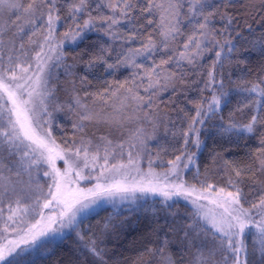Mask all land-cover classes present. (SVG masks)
I'll use <instances>...</instances> for the list:
<instances>
[{
  "label": "snow or ice",
  "instance_id": "6c2138e0",
  "mask_svg": "<svg viewBox=\"0 0 264 264\" xmlns=\"http://www.w3.org/2000/svg\"><path fill=\"white\" fill-rule=\"evenodd\" d=\"M255 12L264 0H0V235L18 236L0 264H24L28 248L49 236L40 246L51 247L64 229L76 238L69 264H107L108 238L140 212L151 227L134 264H264V62L252 68L245 55L264 58ZM61 116L72 134L58 143ZM210 123L257 146L239 160L216 153L201 173ZM125 148L127 163H111ZM180 200L191 210L181 214ZM106 204L96 229L84 227Z\"/></svg>",
  "mask_w": 264,
  "mask_h": 264
},
{
  "label": "trees",
  "instance_id": "16d2710c",
  "mask_svg": "<svg viewBox=\"0 0 264 264\" xmlns=\"http://www.w3.org/2000/svg\"><path fill=\"white\" fill-rule=\"evenodd\" d=\"M256 4L259 5V0H255ZM264 16V12H255L252 17L249 19V22L252 25V32L255 34H259L264 31V23L261 22V17ZM246 34L247 31H246ZM90 39H95L96 34H89ZM84 44L80 43L79 47H83ZM66 51L71 50V46H67ZM78 50V49H77ZM248 57L249 64L252 68H256L261 62H264V58H262L256 52H248L245 54ZM69 62H71V58H68ZM127 73L123 70L121 73L117 74V78L123 79V76ZM105 78H107V74H105ZM235 78V77H233ZM170 93H165L162 97L163 100H167ZM190 98H196L198 93L195 90L189 91L188 93ZM235 97V93H233ZM181 101L183 103V107L186 111L191 114H195V110L192 105L183 102V97H181ZM232 104H235V99H233ZM175 107V106H173ZM231 107V106H230ZM229 108L225 109L224 114L227 115ZM173 117L177 119V124L179 125L183 118V113L179 114V118L176 117V114L173 113ZM60 120L63 122L65 126L64 132H57V142L59 143V137L61 136H71V121L64 120L63 116L60 117ZM186 123V122H185ZM129 128L133 127L131 125ZM204 134L201 136L202 141H204V145L200 149L198 153L199 160V169L201 173H204L206 165L211 164V157L216 153L222 154L226 159L229 160H239L245 157L246 153L249 152L250 149H254L257 146V141L255 138L248 139H237L233 138L231 141L227 137H220L215 135L214 128L209 125L205 126ZM159 139L161 144L167 143L170 139V133L166 136L164 129L160 128L159 130ZM128 130L125 129L123 132H114L113 139L114 141L117 138L127 139ZM153 148V155H155L156 150V142H151ZM172 158L170 155L164 157V164L166 165L167 159ZM128 159V150L125 148L123 155H117L114 159L111 160V163H127ZM101 163L103 161L101 160ZM159 162H157L158 164ZM140 167L143 171H147V157L141 162ZM157 172L163 171L157 165H154ZM196 171L195 168L192 169L191 172L187 173L186 179L189 180L190 183L192 174ZM213 179L219 181V174L213 176ZM152 199H159V197H152ZM151 203V201H149ZM159 206V205H157ZM127 206H122V208ZM180 212L183 214L186 210H191V204L187 203L184 200L179 201ZM99 215L97 216L95 213L88 215L87 219H85L84 227L91 225L92 229H96L97 221L102 217L108 215L109 212L112 211L111 206H103V210H98ZM127 212H123V214L119 217V219H123L124 216H127ZM151 225L150 221L144 213H133L129 216L127 223L124 227L118 228L119 238H113L110 236L106 242V248L108 249L105 259L107 260V264H134L136 257L138 255L139 250L142 247L141 238L146 235L149 231ZM75 233L69 232L65 234L63 238L56 242V244L52 247V249L45 253L40 254L36 257L26 258L24 259V264H69V260L72 257V249L75 246ZM251 236L248 237V244L251 245ZM173 252L176 251L175 245L172 246L171 249ZM25 258V257H24Z\"/></svg>",
  "mask_w": 264,
  "mask_h": 264
},
{
  "label": "rangeland",
  "instance_id": "374dc122",
  "mask_svg": "<svg viewBox=\"0 0 264 264\" xmlns=\"http://www.w3.org/2000/svg\"><path fill=\"white\" fill-rule=\"evenodd\" d=\"M57 166L60 167L61 169L64 167L63 165V161H57ZM142 169V168H141ZM99 171V169H97V172ZM109 176V179H123L122 175H115V174H107ZM139 178V177H138ZM74 186V185H73ZM90 186V185H89ZM103 206H111V205H103ZM123 206H127V205H123ZM112 207V206H111ZM122 207V206H121ZM48 210H45V212L47 213ZM92 214V213H90ZM89 214V215H90ZM37 219H39V217H37ZM35 223V220H31L29 221L28 224L24 225L23 227L29 228L31 227V224ZM3 221H0V233L3 232ZM15 227V225H14ZM38 227H42V225L38 226ZM53 227H58V225H53ZM70 231L68 229H64L63 230V237L65 236V234L69 233ZM20 235H23V232H20ZM52 237H42L37 241V244L33 247L28 248V246L21 244V247H26L28 248L27 252L25 253V258H31V257H36L40 254H45L47 252H49L52 247L56 244L57 241H59L61 239V236L59 234H57L55 236V242L51 245V247L45 246V247H41V243L44 242L45 240H50ZM18 240V236L16 234V232L13 231L12 228H9L8 233H7V238H5L3 235H0V249L6 248L8 246L9 241H15Z\"/></svg>",
  "mask_w": 264,
  "mask_h": 264
}]
</instances>
